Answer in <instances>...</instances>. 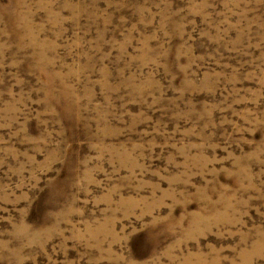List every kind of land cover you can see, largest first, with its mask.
<instances>
[{
  "label": "rangeland",
  "instance_id": "rangeland-1",
  "mask_svg": "<svg viewBox=\"0 0 264 264\" xmlns=\"http://www.w3.org/2000/svg\"><path fill=\"white\" fill-rule=\"evenodd\" d=\"M0 264H264V0H0Z\"/></svg>",
  "mask_w": 264,
  "mask_h": 264
}]
</instances>
